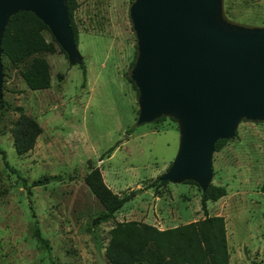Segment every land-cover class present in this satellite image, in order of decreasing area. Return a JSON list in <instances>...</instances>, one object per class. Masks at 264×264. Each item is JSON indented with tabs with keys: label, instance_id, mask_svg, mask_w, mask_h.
Wrapping results in <instances>:
<instances>
[{
	"label": "rangeland",
	"instance_id": "rangeland-1",
	"mask_svg": "<svg viewBox=\"0 0 264 264\" xmlns=\"http://www.w3.org/2000/svg\"><path fill=\"white\" fill-rule=\"evenodd\" d=\"M78 2L79 60L65 51L41 53L50 64L49 88L30 89L21 75L28 60L13 65L2 55L0 264H109L105 247L119 221L166 229L204 217V190L195 178H162L180 153V117L160 112L138 121L139 0ZM217 6L220 27L264 29V0H217ZM17 107L42 126L33 149L21 155L11 131ZM94 167L115 193L133 194L97 226L92 220L104 207L84 182ZM45 176L58 178L30 186L31 193L23 185L22 178L31 185ZM209 183L227 190L206 206L208 215L225 219L230 264H264V116L236 120L226 144L211 153ZM35 222L49 250L31 235Z\"/></svg>",
	"mask_w": 264,
	"mask_h": 264
},
{
	"label": "water",
	"instance_id": "water-1",
	"mask_svg": "<svg viewBox=\"0 0 264 264\" xmlns=\"http://www.w3.org/2000/svg\"><path fill=\"white\" fill-rule=\"evenodd\" d=\"M21 10L34 12L79 60L65 0H0V84L4 27ZM217 12V0H139L133 9L138 121L160 112L180 117V153L162 178H195L204 191L215 142L232 135L240 116H264V29L220 27Z\"/></svg>",
	"mask_w": 264,
	"mask_h": 264
},
{
	"label": "trees",
	"instance_id": "trees-1",
	"mask_svg": "<svg viewBox=\"0 0 264 264\" xmlns=\"http://www.w3.org/2000/svg\"><path fill=\"white\" fill-rule=\"evenodd\" d=\"M70 27L76 44L79 30L75 20L78 0H65ZM45 31L48 26L32 11L21 10L9 17L1 38L2 55L13 65L24 63L22 78L30 89L40 90L51 86L50 64L41 53L53 54L64 50L55 41L53 35L48 40ZM85 76V70H83ZM133 87L137 85L131 80ZM13 122L11 131L13 145L17 154L21 155L33 149L37 137L42 132L39 122L26 114L22 107ZM158 120L166 119L160 116ZM226 138L215 142V150L219 151L226 144ZM5 159V157H4ZM5 165L9 166L5 159ZM57 176H45L34 180L31 185L22 178L23 185L31 193L30 186L42 185ZM84 182L104 207V211L92 220L97 226L108 220L119 210L133 194L120 196L104 181L101 170L94 167L84 175ZM227 194L226 187L210 183L201 195V208L204 217L175 227L159 229L155 225L136 221H119L110 230V237L105 247V255L109 264H230V252L227 244L225 219L222 215H208L206 203L216 201ZM31 235L36 239L38 248L49 250V242L41 234L35 222Z\"/></svg>",
	"mask_w": 264,
	"mask_h": 264
},
{
	"label": "crops",
	"instance_id": "crops-1",
	"mask_svg": "<svg viewBox=\"0 0 264 264\" xmlns=\"http://www.w3.org/2000/svg\"><path fill=\"white\" fill-rule=\"evenodd\" d=\"M160 229V228H159Z\"/></svg>",
	"mask_w": 264,
	"mask_h": 264
}]
</instances>
